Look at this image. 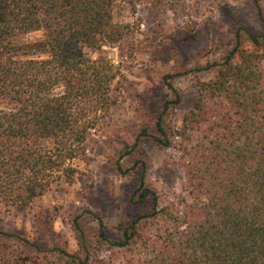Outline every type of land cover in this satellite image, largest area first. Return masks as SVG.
Segmentation results:
<instances>
[{"label":"trees","instance_id":"trees-1","mask_svg":"<svg viewBox=\"0 0 264 264\" xmlns=\"http://www.w3.org/2000/svg\"><path fill=\"white\" fill-rule=\"evenodd\" d=\"M255 1L264 20L263 0ZM119 4L161 14L186 2L0 0V98L15 104L0 109L6 211L26 212L55 183L82 177L74 160L85 154L92 130L111 121L127 88L103 46H118L122 62L153 47L135 23L115 20ZM38 30L41 38L20 41ZM234 35L220 61L199 67L216 68L213 78L193 75V103L178 124L182 93L173 79L190 70L164 75L173 96L149 101L152 124L132 142L122 140L112 167L128 178L120 194L112 191L103 203L93 182L89 205L68 216L77 251L61 237L44 242L54 233L46 223L32 237L4 229L0 218V264H264V32L239 25ZM146 140L178 155L183 186L169 200L147 182ZM110 217L117 220L110 224ZM88 220L96 222L93 232Z\"/></svg>","mask_w":264,"mask_h":264},{"label":"rangeland","instance_id":"rangeland-1","mask_svg":"<svg viewBox=\"0 0 264 264\" xmlns=\"http://www.w3.org/2000/svg\"><path fill=\"white\" fill-rule=\"evenodd\" d=\"M184 9L174 12L169 9L161 14L153 13L150 7L141 6L137 12L119 4L114 9L118 22H133L137 25L138 37L152 43L153 47L138 53L130 61H123L118 46L104 45L102 53L109 57L126 76V91L113 108L110 122L92 130L87 140L84 155L74 160L81 171V178L74 183H55L46 193L35 198L32 207L23 213L6 211L0 201V218L4 229L25 231L32 237L43 223L53 230L42 239L53 242L58 237L68 241L73 252L79 249L76 234L68 216L82 211L89 205L86 187L95 182L94 192L103 203L114 191L120 194L128 178L115 174L113 165L123 151V141L132 142L144 124H152L149 101L158 96L172 97L171 89L164 83V75L176 71H189L173 79L174 86L182 93V105L178 109L176 124L185 110L191 107L194 96V79L213 78L216 68L199 69L216 61L233 46L234 29L244 25L252 31L264 32V20L258 13L255 0H185ZM264 10V0H263ZM43 36L38 30L27 33L20 41H33ZM248 47L252 48L249 42ZM97 57L98 53L88 49ZM32 57L45 56L40 53L27 54ZM192 69H197L191 72ZM14 102L0 98V109H11ZM148 162L147 182L169 200L182 190V168L174 150L163 148L151 140L144 141ZM103 194V195H102ZM107 213H110L107 211ZM109 215V214H108ZM116 217H110L113 224ZM95 220H88L93 232Z\"/></svg>","mask_w":264,"mask_h":264}]
</instances>
